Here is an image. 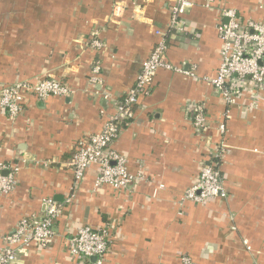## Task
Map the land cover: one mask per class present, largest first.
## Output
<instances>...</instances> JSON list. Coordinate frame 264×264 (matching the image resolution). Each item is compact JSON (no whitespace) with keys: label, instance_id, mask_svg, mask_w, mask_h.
<instances>
[{"label":"crops","instance_id":"1","mask_svg":"<svg viewBox=\"0 0 264 264\" xmlns=\"http://www.w3.org/2000/svg\"><path fill=\"white\" fill-rule=\"evenodd\" d=\"M190 1L186 31L169 36L166 57L194 76L158 69L114 145L136 182L127 190L94 188L99 171L91 166L74 190L77 142L97 133L133 87L160 41L156 32L166 31L173 1L0 0V88L51 78L71 90L66 97L27 96L15 120L0 109V164L18 166L13 191L0 196V238L23 218L40 222L46 199L61 210L50 242L23 248L13 264H87L67 249L81 226L107 227L104 264H180L183 255L192 264H264V91L255 107L243 96L228 108L203 80L219 67L222 10L259 22L264 0H215L211 7ZM95 30L104 44L99 52L86 46ZM95 63L100 84L90 82ZM201 107L212 125L200 135L193 119ZM220 148L225 196L201 205L186 200L205 159Z\"/></svg>","mask_w":264,"mask_h":264},{"label":"built area","instance_id":"2","mask_svg":"<svg viewBox=\"0 0 264 264\" xmlns=\"http://www.w3.org/2000/svg\"><path fill=\"white\" fill-rule=\"evenodd\" d=\"M172 1L169 8L170 21L166 31L156 32L160 41L141 63L133 87L120 101L113 103L112 113L106 116L97 133L77 142L70 162L74 190L80 186L86 171L91 166H97L99 171L93 184L94 188L107 185L115 190H127L133 185L137 176L128 172L126 158L114 149L121 126L134 119V109L138 100L142 95L148 94L158 69L194 76L193 72H183L181 68L169 63L166 57L169 36L174 32L186 31L183 16L192 6L190 0ZM214 1L203 0V6L211 7ZM222 17L226 22L219 28L221 47L217 74L214 78L203 80L218 92L228 108L235 106L243 96L250 100L249 108L255 107L256 102L261 98V92L264 91V14L259 22L252 20L242 22L234 10L223 9ZM86 46L95 52L103 49L104 44L97 30L91 33ZM99 73L100 66L95 63L91 70L92 84H100ZM70 91L66 84L51 78L7 84L0 88V109L10 120H15L22 113L23 101L27 96L44 100L48 97H66ZM104 98L108 99V95L105 94ZM211 125L212 123L203 114L202 107L199 108L193 119L195 130L201 135L206 133ZM217 130L220 135H224V124L217 125ZM220 149L216 150L212 157H205L198 180L186 191V200L201 205L217 196H225L217 164V159H220L222 154V148ZM17 167L11 166L7 169L0 164V172L6 169L9 172L7 176L0 175V196H7L13 191ZM43 208L40 222L32 218H23L12 233L0 238V264H13L23 248L30 245L41 247L50 242L53 225L59 219L61 210L52 199L44 200ZM109 247L107 227L94 230L89 226H81L67 240L69 255L87 264H104ZM179 260L180 264H192L190 258L184 255Z\"/></svg>","mask_w":264,"mask_h":264},{"label":"trees","instance_id":"3","mask_svg":"<svg viewBox=\"0 0 264 264\" xmlns=\"http://www.w3.org/2000/svg\"><path fill=\"white\" fill-rule=\"evenodd\" d=\"M109 239H110V236H109ZM111 243V242H110ZM109 251V250H108ZM108 253V252H107Z\"/></svg>","mask_w":264,"mask_h":264},{"label":"water","instance_id":"4","mask_svg":"<svg viewBox=\"0 0 264 264\" xmlns=\"http://www.w3.org/2000/svg\"><path fill=\"white\" fill-rule=\"evenodd\" d=\"M225 22H226V20H225ZM92 261H94V259H92Z\"/></svg>","mask_w":264,"mask_h":264}]
</instances>
